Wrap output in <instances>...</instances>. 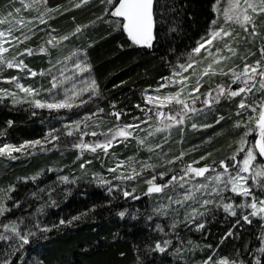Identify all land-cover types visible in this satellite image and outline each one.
I'll use <instances>...</instances> for the list:
<instances>
[{
	"label": "trees",
	"instance_id": "obj_1",
	"mask_svg": "<svg viewBox=\"0 0 264 264\" xmlns=\"http://www.w3.org/2000/svg\"><path fill=\"white\" fill-rule=\"evenodd\" d=\"M75 2L78 0H48L47 8L54 11L45 16L48 23L43 31L38 30L36 11L22 9L20 14L25 20H31V24L23 27L19 35L23 39L26 33L31 39L16 47L20 46L23 51L55 36L61 46H65L63 51L68 48L84 50L99 92L85 104L60 110L35 108L24 102L32 100L26 98H19L17 103H13L11 97L0 100V146L45 141L50 131L60 130L52 131L59 135V139L46 146L49 151L0 160V189H14L4 196L11 211L0 217V221H23L20 225L23 232L29 229L36 232V236L30 237V242L18 251L15 250L18 241H0V262L212 264L213 261L227 259L239 264H256V260L264 264V253L258 251L264 247L261 239L264 219L250 216L251 223L244 221L242 216L252 209L237 207L242 202L240 196L212 199L213 203L202 207L200 212L204 214L194 221H182L181 215L175 214L174 210L162 215L161 211H153L152 204L158 201L155 198L158 194H147V175L142 174L130 181L116 179L117 172H110L113 187L109 192L107 185H101L93 174L108 173L111 158L103 154L91 155L88 151L82 153L81 148L74 146L79 138L63 131L62 124L66 120L55 119L61 115L74 119L86 110H94L93 116L114 126L153 118L154 114L147 111L151 107L144 92L159 87L165 82L163 78L168 77L179 64L188 62L190 54L194 55L192 50L197 42L212 28L217 0H154L155 38L151 47L132 44L119 28L120 19L105 15V10L111 6L102 0H90L79 8L74 7ZM15 7H22L19 0H0V17L14 11ZM257 23L259 35L256 36L237 29L240 36L234 41L237 54L232 59L233 64L243 66L245 61L241 57H246L247 63L261 59L259 49L264 47V17ZM77 27L81 31L75 33ZM65 35L69 37L67 40L59 39ZM21 59L28 68L37 71L50 66L45 55L25 54ZM227 65L229 69L231 63ZM229 75L203 76L199 89L201 94L212 91L217 85L228 87L232 84L231 87H236L237 83H230ZM1 77L8 80L3 81ZM11 77L23 80L24 85L34 81L30 77L25 79L20 68L3 67L0 69V89L11 84ZM44 78L42 82L49 87V78ZM254 92L255 96L247 95L248 103L258 98L259 92L255 89ZM240 100V96H221L219 102L203 107L199 114L186 118V123L176 125L167 133L159 132L151 140L143 139L146 135H142L146 144L127 138L112 145L108 152L131 161L136 168L141 169L146 163L155 165L153 171H144L148 176L166 173L163 180L157 177L156 181L160 183L167 182L173 175L178 178L186 165L200 160L201 156H207V159L200 160L193 167L207 164L213 168L233 153L236 143L245 133L256 127L248 121V117L253 116L251 110L248 113L244 110L242 116L237 115L241 111L238 108ZM113 112L122 113L119 120L111 115ZM238 121L241 122L240 127H236ZM257 134L258 131L256 134L250 132L255 140ZM96 136L101 139L105 135ZM93 138L95 136L86 137L87 141ZM178 156L181 158L177 159ZM205 174H210V171ZM64 177L68 178L67 181ZM125 191L130 195L125 197ZM255 193L264 198L259 189ZM223 203H232L237 215L225 211ZM17 204L18 207L15 206ZM121 211L125 213L123 217L119 215ZM78 216L80 219L73 220ZM61 220L66 223L61 224ZM69 220H72L71 224L67 223ZM198 224L204 227L198 229ZM40 228L50 231L41 232ZM165 240L171 241L165 252L154 250L156 242ZM209 257L212 261L208 260Z\"/></svg>",
	"mask_w": 264,
	"mask_h": 264
},
{
	"label": "snow or ice",
	"instance_id": "obj_2",
	"mask_svg": "<svg viewBox=\"0 0 264 264\" xmlns=\"http://www.w3.org/2000/svg\"><path fill=\"white\" fill-rule=\"evenodd\" d=\"M90 2V0H78V2L74 3V7L79 8L82 5H86ZM102 2L107 3L111 6L110 9L105 10V15H110L112 17H116L120 19L119 28L124 33L127 34V37L134 45L151 47L152 41L154 40V0H102ZM19 3L22 7H17L14 11H9L6 17L0 18V25H6L3 30H0V69L3 67L7 68H20L21 70L27 69L29 75L31 77H35L37 75L44 76L51 74L52 69H49L46 72H35L32 69L28 68V65L25 64L24 60H16L15 56L11 60L6 59L4 53L9 51V48L4 47L5 44H9L13 47L18 46L21 43H24L25 40L31 39L26 33L23 34V39L19 36L14 35V31H22L23 27H28L31 24V20H25L23 16H21L22 9L24 11H36L38 15L35 17L39 21L40 24H46L47 21L45 16L48 13L54 11L53 9L47 8L48 0H19ZM41 8L44 10L41 11ZM58 10V9H57ZM218 12H221V18L223 23H220L217 27H214L210 33L203 37L200 41L197 42V46L192 50V54L189 55L188 62L181 63L178 65V69L183 70V72H187L189 69H192V76L195 77V82L191 85L190 91H188V96L192 99V104L186 102L183 94L186 89H189V84L187 83L189 80L188 76H183L181 71L174 70L172 77L163 78L165 81L171 83L172 85H176L177 88L173 92H169L167 95H160L159 89L156 90V96H146V102L152 104V108H148V112H152L154 116L161 118L162 122L164 120L174 121L177 124L183 123L184 117L188 112H197L200 109L194 107L195 102L200 99L199 96H194L193 93L198 92L202 87L201 78L203 76H214L217 74L216 69L213 67L214 64H219L221 59H231V56L220 57L216 56L217 53L223 52L225 49L232 56L237 54L236 49L232 46V42L236 41L240 36V33L236 30L235 26H238L243 30L244 33H248L249 35L256 36L259 35L257 32V28L259 27L257 21L259 18L264 17V0H227V7L224 9H217ZM14 18V19H12ZM54 18V17H52ZM98 19H103V17H98ZM217 20H213L212 24L217 25ZM20 26V27H17ZM29 31L31 28L29 27ZM54 31V30H53ZM81 31L80 27L75 29V33ZM73 33V35L75 34ZM69 37L67 35L60 37V40H67ZM12 41H16V44L13 45ZM59 41L57 37L52 36L51 39L47 41L48 44L53 45L54 47ZM215 49L213 52L212 49ZM41 52L45 51V49L41 48ZM261 59L256 60L254 63H247L246 57H241L244 60V65L242 71L239 73L232 71L233 80L232 83L242 84V87H238L236 90H232L231 87L224 88L221 85H217L218 95L214 98L216 102H219L221 96L227 95L229 97H237L241 96V100L238 104V108L241 110L237 112V115L242 116L244 110H251V112L256 113L255 116H249L248 121L250 123L255 124V129H250L249 132L244 134V137L240 139L237 147L233 150V155L230 157H226L225 159L219 162V167L222 169L221 172H217L215 176L208 178L209 183L193 185L192 188L186 189V194L183 197V200L173 197H169L170 201L175 204H179L183 206V204L189 200H193L194 202H198L200 207H204L208 204H212L213 200L211 199H203L202 201H197L195 197V191L206 190L208 195L215 194L216 196H222L225 191H230L238 196H242L245 198L250 197L251 200L247 204H240L237 207L240 208H251L252 211L243 215L242 219L248 223H251V217L259 216L261 219H264V198L257 196L254 188L259 189L261 194H264V164L256 163L258 158L264 160V96H261L258 100H253L252 103H246L248 96L246 94H252L255 96V92L264 93V47L259 49ZM204 53H207L205 56ZM34 55L35 53L31 48H25L22 52H19V56L24 55ZM254 55V53H250ZM75 55V53H73ZM194 56H200L202 59L200 61L195 60ZM211 58V60H209ZM206 63V66L202 68L199 75H197V70L193 67L194 64L198 63ZM55 67V66H54ZM76 69L80 71L87 70L86 68H82L81 63H75ZM60 76H64V70L60 69ZM220 74L227 75L228 73L220 70ZM173 77H178V79H174ZM72 77L65 76L63 80H60L57 76H52L51 88L48 91L51 93L53 90H56L63 86V84L71 80ZM10 83H15L16 89L20 92L25 93L28 96L36 97L39 95V89L33 88L31 86H24L19 83L17 77H11ZM86 86H82L79 91H76L75 86L71 89H64L63 98L57 99L56 95L52 96V102L42 101L41 99H32L31 101H24L30 103L32 106L38 109L47 108L49 110H60V109H72L74 106V97L79 98L83 93L89 92L92 95H96L99 92L98 85L95 80H91L90 83L82 82ZM257 84L259 87L257 88ZM168 86V83L161 84V88H165ZM71 92V95H69ZM242 94H245L242 96ZM201 95L205 96V99L202 103L205 106H210V100L208 97H211V92L202 93ZM5 97H11L13 103L20 102L17 93L13 91H9L8 89H0V100ZM91 98V97H89ZM87 100H81V104L87 103ZM114 107V106H113ZM136 107H140V105H136ZM167 108L168 111L165 112L162 109ZM144 111L145 109H141ZM100 111H103L101 109ZM174 113V114H170ZM35 114V113H33ZM111 115L115 116L117 120L120 119L122 113L121 112H113ZM177 117H180L178 120ZM85 119H89L86 117ZM220 119H223L221 117ZM146 123V121H143ZM81 121H76L77 130H79V125ZM219 123V120L217 121ZM9 126H11V121H9ZM210 126V125H209ZM241 122H237L236 127H240ZM138 124H126L123 126H117V129L112 132V135L109 137L107 133H103L106 139L104 142H98L94 146L89 145L83 142V139L75 147L81 148H89L91 151L95 152L97 148L102 149L105 153H107L108 149L112 146L113 140L117 137H123L127 139L132 135L128 129L130 128H138ZM165 127H171V124H165ZM193 127H196L193 124ZM65 128L68 129L69 126L65 125ZM158 131L160 129H157ZM60 130L55 129L53 132H59ZM112 131V130H109ZM251 131H258L259 138L254 142H249L246 137L250 134ZM53 132H49L48 136L45 137V141L47 143H51L52 141L58 140L59 135H54ZM67 135H73L71 130H68ZM89 133L85 132L83 135H88ZM93 136H96V132L90 133ZM41 140L28 141L24 144L17 146L11 144H4L0 146V156L7 155L12 156L13 152H22L29 147H36L37 145H41L44 143ZM140 143H144L143 140ZM151 150V149H150ZM241 154H243L241 156ZM183 153L181 154V156ZM208 155H211L209 153ZM240 157V159H237ZM181 157L178 156L177 159ZM207 159V156H201L200 160ZM200 160H194L192 164L186 165V167L182 170L184 175H182L179 179L183 181L185 176L188 174H194L195 177H203L205 173L209 171L215 172L216 169L212 168L210 165H203L202 167H193V164H199ZM172 161H169L171 163ZM215 163V162H213ZM84 165H81L83 167ZM125 167V161H118L115 167H111L108 169L109 172H119L120 169ZM128 167L131 168V171L127 174L121 173L116 176V179L119 180H134L137 179L141 172L154 168L153 164H144L142 168L138 171L135 167L132 166V163L129 162ZM164 175L166 173L160 174V179L163 180ZM67 177H64V180L67 181ZM157 177L152 176L151 179L147 180L146 183L149 185L147 188V194L152 193H161L170 185L173 184L174 181H177V177L173 175L170 180L164 183H157ZM249 180L252 181V184H249ZM102 183L110 184V181L102 180ZM212 185L209 187V185ZM180 187L183 188L184 185L180 184ZM14 189L9 188L7 191L0 189V217H4L7 212H10L11 209L6 206V202L4 196L7 195L8 192L13 191ZM112 191V188H109V192ZM125 197L129 196L130 193L125 191L123 193ZM11 198L10 196L8 197ZM138 198V197H134ZM15 206H19L18 204ZM225 211L230 212L231 215H237L235 208L232 203H223L222 204ZM204 213L200 212L197 208H193L192 211L185 217L187 221H194L198 216H202ZM121 217L125 215L123 211L119 213ZM80 217H73V220H78ZM239 223V221H237ZM23 221L17 223L16 221H9L7 223L0 221V241H8L12 240L14 242L18 241L19 244L15 250H19L23 248L24 245H27L30 242V237L36 236V232L32 230H28L27 232H23L21 230L20 225ZM61 224H65L66 222L61 220ZM68 224L72 223V220L67 221ZM176 225L173 224V227ZM36 227H39L38 225ZM159 227V226H158ZM203 224H198L197 228H203ZM41 232L50 231L48 228H40ZM231 235V233H229ZM262 242H264V235L261 237ZM171 243L169 240H165L162 243L156 242L155 249L159 252L163 253L166 251L168 245ZM163 244V246H162ZM259 252L264 253V247L258 249ZM209 261H212V257L208 258ZM0 264H9L8 260H4L0 262ZM208 264V262H205ZM212 264H229L227 259H220L218 261H213ZM235 264V261L232 262ZM256 264H260L259 260H256Z\"/></svg>",
	"mask_w": 264,
	"mask_h": 264
},
{
	"label": "rangeland",
	"instance_id": "obj_3",
	"mask_svg": "<svg viewBox=\"0 0 264 264\" xmlns=\"http://www.w3.org/2000/svg\"><path fill=\"white\" fill-rule=\"evenodd\" d=\"M226 7H227V0H217V2L215 4V18H214V20H217L218 23H217V25H213L212 24L211 30L214 27H217L220 23H223V20L221 18V12H218L217 9H221L222 10V9H224ZM6 16H7V14L3 15V17H6ZM3 17H0V18H3ZM46 21H47V19H46ZM44 25L45 24H40L39 23L38 30H42L43 31V29L46 28V25L45 26ZM4 27H6V25H0V30H3ZM234 27H236V30L240 29L238 26L234 25ZM210 31L208 32V34L210 33ZM19 34H20L19 31H14V35L15 36H19L21 38V36ZM49 39H51V36H50V38L48 37L39 46H33V47H30V48L37 55H45V56H47V58H48V60L50 62V66L48 68L44 69V70H41V71H37V70H33V69L32 70L37 72V73H39V72H46L47 73V71L49 69H52L51 74L44 75V76L37 75L35 77H31L29 75L27 69H24V70H21L23 72V77L25 79H27L29 77L33 78L34 81H32V82L29 81V83L25 84V85L23 83V80L20 79V81H19V83L23 84L26 87L27 86H31L33 88L39 89V95L36 96V97L28 96L25 93L20 92L18 89H16L15 84H12V83L8 87H3L2 89H8L9 91L16 92L18 98H21V99H24V98H26V99H34L35 98V99H41L42 101L46 100L48 102H52V96L53 95H56L57 99L63 98L64 89H71V88H73V86H75L76 91H79V89L82 86H86L82 82L90 83L91 80H94L93 75L91 73V69H90L89 64L87 62L84 50L77 49V48H68L67 50L63 51V47H65V46H61L62 44H60V42H58L56 44V46L54 47L53 45H50V44L47 43V41ZM14 42L15 41H12L13 45H15ZM232 46L234 48L236 47V45H234V42H232ZM4 47L9 48V51L7 53H4V56H5L6 59L11 60L13 58V56H15L17 61L21 60V56L18 55L19 52H22V50H20V46L18 48V47H13V46H11L9 44H5ZM41 48L45 49V51L41 52L40 51ZM235 49H237V48H235ZM212 50H213V52H215L214 48ZM73 53H75V55H73ZM204 55L206 56L207 53H204ZM216 56L218 58L231 56V59H221L220 63L219 64H214L213 67L216 69V72L218 74H220V70L221 69L225 73H230V75H229V79L230 80L229 81H230V83H232L233 75H232V71H230V69L234 70L237 73H239L240 71H242L243 66H241L240 64L235 63V62L233 64V60L232 59H233L234 56H232L231 53H229L227 51V49H225L221 53H217ZM194 58L197 61H200L202 59V57H200V56H194ZM209 60H211V58H209ZM77 62L81 63L82 68H86L87 70L80 71V70L76 69L75 63H77ZM206 63L207 62L198 63V64H194L193 65V67L197 70V75L200 74L202 68L206 66ZM228 63L229 64L231 63V67L229 69H228L229 66L227 65ZM252 63H254V62H252ZM252 63H249V64H252ZM14 68H16V67H14ZM60 69L64 70V76H60V72H59ZM174 70L181 71L183 76H188L189 77V80L187 82L189 84V89H186V91L183 94V96L186 99V102L191 105L192 104V99H191V97L188 96V91H190L191 85L195 82V77L192 76V71L193 70L189 69L187 72H183V70L178 69V66ZM173 71L168 77H172L173 76ZM53 75L57 76L60 80H63L65 76L72 77V79L66 81L63 84L62 87H60V88H58L56 90H53L50 93L48 91V89L51 88V82H52V76ZM44 77H48L49 78V87L46 85V82L45 83L42 82V80L45 79ZM1 78L3 79V81H7L8 80L6 77H1ZM173 78L174 79H178V77H173ZM165 83H168L167 87L161 88L159 86V87L153 88L151 90H146L144 92V96L145 97L149 96V95L156 96L157 95V92H156L157 89H159V94L160 95H167L169 92H173V91L176 90V88H177L176 85H172L171 83H169L167 81H165L163 84H165ZM221 86H224V85H221ZM229 86L231 87L232 84H230ZM229 86L228 87L224 86V88L227 89V88H229ZM242 86H243L242 84H239V82H237V86L236 87H231V89L232 90H236L238 87H242ZM45 87H48V89L46 90V92H43ZM256 87L258 88L259 85L257 84ZM209 92H211V97H208V99L210 100V105H214L216 103V100L214 98L218 95V89L215 88V89H213L212 91H209ZM69 95H71V92H69ZM96 95H92L89 92H85L79 98H75V97L73 98L74 99V104L76 106L82 105L81 104V100L89 101L90 99H92ZM193 95L200 97V99L195 102L194 107L197 108V109H200V110L203 109V107H205V105L202 103V101L205 99V96L201 95L200 90L198 92L193 93ZM243 95H245V94H242V96ZM246 95H248V94H246ZM261 96H264V93L259 92L258 98H255L254 100H258ZM89 97H91V98H89ZM240 99H241V96H240ZM197 103H199V105ZM246 103H248V102L246 101ZM76 106H74V107H76ZM149 106L151 108L153 107L152 104H149ZM162 110L165 111V112L168 111L167 108H164ZM246 111L248 113V110H246ZM93 113H95L94 110L93 111L86 110V112H84L82 115H80L79 117H76L74 119L70 118L67 115L57 116V117H55V119H57V120H66V122H64L62 124L63 131L65 133H67L68 130H71L73 132V135H75V137L79 138L78 139V143L80 142L81 139H83L84 143L94 146L98 142H104L106 137L104 136V138L99 139V136H95V138H93V140L87 141L86 137H92L93 136V135L90 134L91 132H96L97 135L108 132L107 134L110 137L112 135V132L117 129L116 126H120V125H115L114 126V125L106 122L102 118H98L97 119L96 116H93ZM170 114H174V113H170ZM197 114H199V111H197V112H188L187 115L183 119V123H179V124H177L174 121H167V120H164L162 122L161 118H158L156 116H153V118H150L149 120L147 119L146 123L145 122L130 123V124H138L139 127L138 128H130V129H128V131H130L132 133V135L129 136L128 138H135L139 142L141 140H143V139H147V140L150 139L151 140V138L154 135H156L157 133L163 132V131L165 133H167L171 128L175 127L176 125L184 124V122L186 123V118H188V117H192L193 118V116H195ZM255 115H256V113H253V116H255ZM86 117H88L89 119H85ZM177 119L179 120L180 117H177ZM78 120L81 121V123L79 125V130H77V127H76V124H75V122L78 121ZM191 121H193V120L191 119ZM165 124H171V127H165ZM65 125H68L69 128L66 129ZM157 129H160V130L158 131ZM109 130H112V131H109ZM52 131H50V132H52ZM85 132H87L89 134L88 135H83V133H85ZM254 133L256 134V131H254ZM142 135H146V137L142 139ZM246 139L249 142H254L255 141V138H253L250 134L246 137ZM120 140L123 141L125 139L123 137H117L115 140H113L112 145H115ZM42 142H44V141H42ZM238 142L236 143L235 148L237 147ZM48 144H50V143L44 142L42 144V146L41 145H37L34 148L33 147H29V148L25 149L22 152H13L11 157L7 156V155H3V156H0V160H7V161L8 160H13V159H16V158H19V157H23L27 153L28 154L31 153L33 155H38L37 153H39V151H41V152L49 151V149H47V147H46ZM144 144H146V142H144ZM18 146L19 145H17V147ZM39 148L41 150H38ZM79 148H81V147H79ZM81 150H82V153L84 151H88L91 155L103 154V155L109 156L111 159L109 160L110 164L107 166V169H109L111 167H115V165H116V163L118 161H121V160L125 161V167L120 169L119 172H117L118 175H120L121 173L127 174L128 172L131 171V168L128 167V164L131 161L126 160V159H124V158H122L120 156H117V157L114 156V155L112 156V155H110V153L108 151H107V153H105L102 149H99V148H97L95 152L91 151L89 148H81ZM232 155H233V153L230 156H232ZM242 155L243 154H241V156ZM237 159H240V157H237ZM259 159L256 161V163L264 164V162L259 160ZM132 166L136 168L135 165L132 164ZM213 168L216 169L215 172L210 171V174H208V175L205 174V176H203V177H195L194 174H188L187 176H185V179L183 181H181L179 179L182 175H184V173H182L177 178V182H173V184L170 185L168 188H166L165 191H163L161 193H157L158 195H155V198H158L157 199L158 201L156 203L152 204L153 211H161L162 215H165L166 213H168V212L171 213L172 210H174L175 214L181 215V220L182 221H187V220H185V217L192 211L193 208H197L199 211H201L202 207H200V204L198 202H194L193 200H189V201L185 202L183 204V206H181L179 204L172 203L170 201L169 197H173V199L179 198V199L183 200V197L186 194V189L192 188L193 185L209 183V179L208 178H211V177L215 176L217 172H221L222 171V169L219 167V165H216ZM136 169L139 171L140 167L136 168ZM150 169L147 170V173L154 170L153 168H152V170H150ZM109 173H110L109 171H108V173H104V174H102L100 172H94L93 176L98 182H100L101 185H103V186L107 185V187L109 189V188L113 187V184H112V182H111V180L109 178ZM147 173H146V171H142V173H141V175L142 174L145 175V176L147 175L146 176L147 177L146 181L151 179L152 176H153L152 173L149 176H148ZM160 174L161 173H158L156 175V177L160 178ZM102 180L110 181V184L102 183L101 182ZM157 183H160V182H157ZM180 184H183L184 187L181 188ZM249 184H252L251 180H249ZM211 186L212 185L210 184L209 187H211ZM256 189L257 188H254L253 190L255 191ZM194 194H195V197H196L197 201H202L203 199H211L212 200V199H215L216 197L219 198V197H223V196H225V198H229L230 199L231 197H233V195H236V194H234V193H232L230 191H225L222 194V196H216L215 194L210 196V195H208V192L206 190L195 191ZM240 197L242 198L241 204H247L251 200L250 197H248V198H245V197H242V196H240ZM229 264H232V262H229ZM235 264H239V263H235Z\"/></svg>",
	"mask_w": 264,
	"mask_h": 264
},
{
	"label": "water",
	"instance_id": "obj_4",
	"mask_svg": "<svg viewBox=\"0 0 264 264\" xmlns=\"http://www.w3.org/2000/svg\"><path fill=\"white\" fill-rule=\"evenodd\" d=\"M259 138V135L257 134V137H256V139H258ZM264 161V160H263Z\"/></svg>",
	"mask_w": 264,
	"mask_h": 264
}]
</instances>
